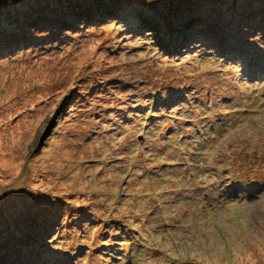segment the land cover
<instances>
[{
	"label": "rangeland",
	"instance_id": "374dc122",
	"mask_svg": "<svg viewBox=\"0 0 264 264\" xmlns=\"http://www.w3.org/2000/svg\"><path fill=\"white\" fill-rule=\"evenodd\" d=\"M0 264H264V0L0 9Z\"/></svg>",
	"mask_w": 264,
	"mask_h": 264
},
{
	"label": "trees",
	"instance_id": "16d2710c",
	"mask_svg": "<svg viewBox=\"0 0 264 264\" xmlns=\"http://www.w3.org/2000/svg\"><path fill=\"white\" fill-rule=\"evenodd\" d=\"M22 1H24V0H0V9L7 7V6H10V5H17ZM221 18H223V16ZM185 20H183V21H185ZM177 26H178V23L176 24L175 27H177ZM183 30H185V29H183ZM173 32H174V34L177 33V31H173ZM164 38H165V36H164ZM166 39H168V37ZM230 41L231 40H229V39H227V40L225 39L224 43L227 44L229 42V44H232V41L231 42ZM173 44H176V43H173ZM225 47H227V45H225ZM224 50H226V49H224ZM225 54H226V52H225Z\"/></svg>",
	"mask_w": 264,
	"mask_h": 264
}]
</instances>
